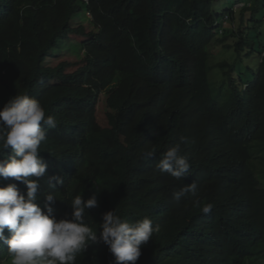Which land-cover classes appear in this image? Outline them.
I'll use <instances>...</instances> for the list:
<instances>
[{
	"label": "trees",
	"instance_id": "obj_1",
	"mask_svg": "<svg viewBox=\"0 0 264 264\" xmlns=\"http://www.w3.org/2000/svg\"><path fill=\"white\" fill-rule=\"evenodd\" d=\"M4 1L0 107L27 94L55 116L57 127L47 130L39 155L45 162L56 154L74 158L72 182L84 199L97 197L86 213L89 227L98 232L110 210L129 221L151 218L160 231L142 246L137 264H264V0H236L222 13L218 0ZM218 46L233 50L235 59L212 63L210 49ZM256 46L259 63L245 68ZM77 74L88 75L91 86H117L100 110L108 128L94 130V93L75 90ZM148 84L162 94L161 113L142 131V112L127 113L150 105L151 94L143 97ZM82 102L89 119H82L75 142L66 141L64 133L73 138L80 122L63 111ZM175 117L191 165L182 180L155 169L174 142ZM123 130L132 131L125 144ZM193 182L194 194L173 199ZM9 183L18 182L0 178V187ZM205 203L214 206L209 214L200 210ZM62 208L63 215L71 211ZM76 264H114V258L98 244L78 254Z\"/></svg>",
	"mask_w": 264,
	"mask_h": 264
},
{
	"label": "clouds",
	"instance_id": "obj_2",
	"mask_svg": "<svg viewBox=\"0 0 264 264\" xmlns=\"http://www.w3.org/2000/svg\"><path fill=\"white\" fill-rule=\"evenodd\" d=\"M5 73L6 69L2 75ZM72 79L75 84L79 81L75 90L81 95L88 97L87 91L94 93L90 96L96 100L94 130L108 128L107 118L101 124L97 115L106 97L116 94L115 83L91 86L85 74H77ZM147 87L152 97L150 105L141 107L138 113L137 109L127 113L132 118L142 112V131L153 127L154 120L161 113L159 104L162 94L149 84ZM71 88L74 86L71 85ZM69 107L75 106L71 104ZM100 114L101 119L106 117ZM82 119H89L83 102L76 108L74 116H70L72 123L80 122L74 130V137H68L63 132L66 141H76L82 130ZM136 120L130 122L132 127ZM179 123V117H175L172 127L174 142L155 165L160 174H167L176 180L184 179L191 167L188 157L182 154L186 138L179 129ZM56 127L55 116L46 114L41 103L27 94H16L0 107V156L9 153L7 158L0 159V178H12L18 182L0 187V264H76L78 254L98 244L107 247L114 264H137L142 246L159 233V225L153 226L147 216L129 221L115 210H110L102 214L98 232L89 227L85 222L86 213L97 207V197L92 195L84 199L79 184L76 186L72 182V177L77 179L74 158L56 154L45 162L39 155L41 145L47 139V130ZM129 133L126 135L122 131V144L131 138ZM82 135L77 137L78 141ZM146 155L151 157L152 153ZM197 173L193 171V174ZM18 184L26 188H18ZM196 188L195 182L185 185L173 194V199L178 202L186 194H194ZM196 203L199 206L200 202ZM63 206H69L71 211L63 215L61 209L67 210ZM213 207L212 203H205L200 210L209 214Z\"/></svg>",
	"mask_w": 264,
	"mask_h": 264
},
{
	"label": "rangeland",
	"instance_id": "obj_3",
	"mask_svg": "<svg viewBox=\"0 0 264 264\" xmlns=\"http://www.w3.org/2000/svg\"><path fill=\"white\" fill-rule=\"evenodd\" d=\"M235 2H236V0H218L216 2V9L218 10V13H222L223 11L230 9L234 5ZM252 4L254 5L255 3L253 2ZM242 5H243L242 3L237 4L234 6V8L239 9ZM256 5L257 4H255L254 6H256ZM262 24L263 25L260 28L262 31H264V21L262 22ZM229 43H230V41H229ZM220 47L221 46L216 47V49H212V48L210 49L211 52L213 53L212 56L214 58L211 62L213 63L216 60H218V61L226 60L228 62H232L235 59L236 53L233 50H224ZM256 51H257V46H256ZM258 54L259 53L257 51V53L254 54V56L245 59V62H244L245 68H246V66L250 67L251 65H254V66L258 65V63H259V55ZM216 73L218 74V72H216ZM245 77L247 80H249L250 75L246 74ZM52 92H53L52 89L46 90V94H51ZM148 93H150V91L145 92L143 94V97H145ZM68 112H70L69 114L72 117L75 114V109L69 107L67 110L65 109V111H63L64 114H67ZM97 117L99 120L98 123L100 122L102 124L101 114L98 113Z\"/></svg>",
	"mask_w": 264,
	"mask_h": 264
},
{
	"label": "built area",
	"instance_id": "obj_4",
	"mask_svg": "<svg viewBox=\"0 0 264 264\" xmlns=\"http://www.w3.org/2000/svg\"><path fill=\"white\" fill-rule=\"evenodd\" d=\"M228 24V17L225 16L222 20V26L221 28L218 29V34H222L223 33V30H224V27Z\"/></svg>",
	"mask_w": 264,
	"mask_h": 264
}]
</instances>
